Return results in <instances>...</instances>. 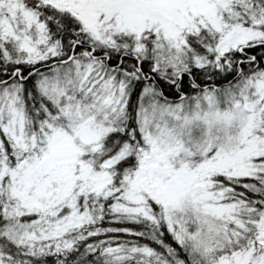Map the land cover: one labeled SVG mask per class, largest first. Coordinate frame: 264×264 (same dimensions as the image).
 Returning <instances> with one entry per match:
<instances>
[{
	"label": "snow or ice",
	"instance_id": "6c2138e0",
	"mask_svg": "<svg viewBox=\"0 0 264 264\" xmlns=\"http://www.w3.org/2000/svg\"><path fill=\"white\" fill-rule=\"evenodd\" d=\"M0 264H264V0H0Z\"/></svg>",
	"mask_w": 264,
	"mask_h": 264
}]
</instances>
